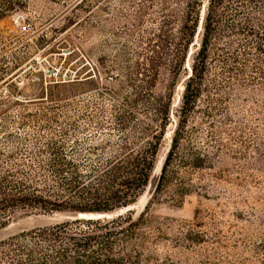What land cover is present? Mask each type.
<instances>
[{"label": "rangeland", "instance_id": "rangeland-1", "mask_svg": "<svg viewBox=\"0 0 264 264\" xmlns=\"http://www.w3.org/2000/svg\"><path fill=\"white\" fill-rule=\"evenodd\" d=\"M24 3L0 20V175L47 172L50 140L62 144L64 155L79 163L83 172L107 158L108 170H122L112 163L123 164L152 140L149 129L157 125V98L172 87L157 159L166 157L182 119L183 85L201 40V25L185 65L173 73L168 66L157 65L153 49L159 48L148 42L159 32L157 16L163 8L157 1L153 5L148 0ZM142 14L146 17L140 18ZM214 69L212 65L211 72ZM51 91L73 104L51 106ZM240 97L247 102L241 99L237 108L231 104L227 115L232 121L219 104L207 118L203 92L188 116L186 129L191 135L181 140L162 190L151 198L160 171L130 208L137 217L149 204L144 229L151 237L159 235L154 246L160 259L170 255L175 264H264V89ZM211 131L225 144L222 155L213 167H189L191 172L185 174L183 157L190 143L217 157ZM238 133L253 139L245 157L234 137ZM38 161L44 166L39 167ZM182 179L188 188L184 193L179 189ZM67 218L39 211L7 218L0 210V222L7 224L0 228V243Z\"/></svg>", "mask_w": 264, "mask_h": 264}, {"label": "trees", "instance_id": "trees-1", "mask_svg": "<svg viewBox=\"0 0 264 264\" xmlns=\"http://www.w3.org/2000/svg\"><path fill=\"white\" fill-rule=\"evenodd\" d=\"M148 1L152 5L157 1L163 8L157 16L156 39L148 41L159 48L153 49L159 67L168 66L173 73L182 69L201 25V40L183 85L182 119L164 159L153 199L164 186L167 169L178 155L181 140L191 135L186 129L188 116L203 92L207 93L204 115L211 117L212 110L219 104L226 112V119L232 121L227 115L231 104L237 108L241 106L243 92L264 89L257 87L264 86V0H207L202 17V0ZM22 6H25L24 0H0V20ZM144 17L146 14L140 18ZM172 89L157 98V125L149 129L153 130L152 140H147L140 152L130 154L123 164L112 163V167L121 165L122 170H108L107 158L100 161L97 168L83 172L79 170V163L64 155L62 144L50 140L47 147L52 157L45 163L49 168L47 172L18 170L0 175V210L7 218L17 212L35 211L63 213L68 217L50 226L24 230L2 241L0 261L7 264H175L170 255L163 259L158 257L154 244L159 235L151 237L144 229L149 204L137 217H133L129 208L138 202L150 183L169 120ZM49 103L55 107L73 104L68 97L53 91ZM245 119L244 124L248 117ZM208 124L212 127L211 122ZM233 128L237 131L239 126ZM215 136V131H211L209 139H214L212 146L218 154L215 158L189 141L183 157L185 174L191 172L189 167L196 170L206 168L205 164L214 166L225 146ZM234 137L242 147L239 153L245 157L253 139L244 133ZM226 150L235 152L232 148ZM43 163L36 164L43 167ZM183 179L179 186L181 193L188 190ZM126 208L129 209L124 210L125 213L119 212ZM80 213L86 217H80ZM100 214L101 217H90ZM6 225L0 222V228Z\"/></svg>", "mask_w": 264, "mask_h": 264}, {"label": "bare ground", "instance_id": "bare-ground-1", "mask_svg": "<svg viewBox=\"0 0 264 264\" xmlns=\"http://www.w3.org/2000/svg\"><path fill=\"white\" fill-rule=\"evenodd\" d=\"M164 159H165V156H164V155L160 156V157L157 159V162H156V164H155V168H154V170H153L152 175L155 176L157 173H159V172L161 171V168H162L163 163H164ZM134 206H136V205H132V206H130L129 208H133ZM129 208L122 209V210L119 211V212H122V211H124V210L129 209ZM79 215H80V217H86V214H84V213H80ZM101 216H102V214H100V215H98V216L91 215L90 217H101Z\"/></svg>", "mask_w": 264, "mask_h": 264}, {"label": "water", "instance_id": "water-1", "mask_svg": "<svg viewBox=\"0 0 264 264\" xmlns=\"http://www.w3.org/2000/svg\"><path fill=\"white\" fill-rule=\"evenodd\" d=\"M162 169V168H161Z\"/></svg>", "mask_w": 264, "mask_h": 264}]
</instances>
